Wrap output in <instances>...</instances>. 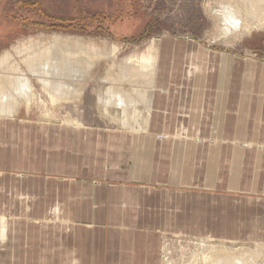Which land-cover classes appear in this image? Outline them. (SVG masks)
<instances>
[{
	"label": "crops",
	"instance_id": "0c3cea01",
	"mask_svg": "<svg viewBox=\"0 0 264 264\" xmlns=\"http://www.w3.org/2000/svg\"><path fill=\"white\" fill-rule=\"evenodd\" d=\"M189 44H159L141 134L0 117V264H162L168 234L264 241V92Z\"/></svg>",
	"mask_w": 264,
	"mask_h": 264
},
{
	"label": "rangeland",
	"instance_id": "374dc122",
	"mask_svg": "<svg viewBox=\"0 0 264 264\" xmlns=\"http://www.w3.org/2000/svg\"><path fill=\"white\" fill-rule=\"evenodd\" d=\"M239 1L241 0H0V59L6 54L11 58L9 63L2 62L0 73L9 64L16 62L23 70L27 69L23 61L27 53H20L21 49H44L54 34L68 35L71 40H79L89 50L97 53L94 56L96 63L94 61L95 65H92L88 79L84 82L82 96L65 103V107L55 109L61 118L60 122L64 124L79 121L86 125L119 127V123L104 117L102 107L97 104L99 89L113 86L128 96L135 95L139 89H145L144 82L148 85L146 82L150 80L146 77V81L144 77L139 78V82L137 78L132 80L126 77L128 74L124 73L123 59L135 52H145L154 39H159L160 44L167 37L178 45H185L184 47L190 43V49H199L203 54L224 55L225 63L229 61L226 66L230 76L239 74L242 77L243 73L245 92L262 93L264 28L256 23L250 24L251 28H248L243 21L232 25L224 19V8L236 6ZM226 28H230V31L225 32ZM114 46V54L99 56L101 51L110 52ZM185 60L189 65L188 57ZM185 64L187 63L184 66ZM175 67L177 72L174 77L178 75V60ZM136 72L140 70L137 68ZM105 75L111 76L110 81L102 80ZM33 81L37 92L50 106V97L46 91H42L44 89L41 83L36 79ZM112 107L110 110L113 113L122 111L117 106ZM34 108L29 114L24 112L21 119L39 122L44 119L43 114H40L44 108L37 105ZM213 168L217 169L215 166ZM257 179L255 182H258ZM253 196L264 198L262 195ZM199 205L197 209H202ZM203 241L210 245H206L208 249L202 246ZM211 246L234 252L244 251L247 256L257 254L258 257L253 259L264 264V241L226 240L192 234L166 235L161 249V262L206 264L203 256L211 252Z\"/></svg>",
	"mask_w": 264,
	"mask_h": 264
},
{
	"label": "bare ground",
	"instance_id": "6f19581e",
	"mask_svg": "<svg viewBox=\"0 0 264 264\" xmlns=\"http://www.w3.org/2000/svg\"><path fill=\"white\" fill-rule=\"evenodd\" d=\"M239 2L236 6L229 5L224 8V19L232 25L234 22L243 21L244 26L248 28H251L250 24L253 23L264 28V0H241ZM228 25L225 26L228 27ZM233 28L231 29L233 30ZM225 30V32H229L230 28ZM158 42L159 39H154L145 52H135L124 58L122 62L125 66H123L124 73L130 74V77L128 75L126 77L132 80L136 78L137 80L139 78L144 79V77L146 80L147 77L150 80L146 82L148 85L142 80L145 89H139L133 96H128L113 86L99 92L98 101L102 107L104 117L119 123L124 129L130 130L132 133L141 134L142 131H147L144 126L150 122L158 70ZM19 52L27 53L23 59L27 69L23 70L22 66L16 62V64H9L6 68L4 67L5 69L0 73V117L21 120L24 112L29 114L37 105L39 108H44L43 113H40L44 117V119H40L41 122L58 121L59 116L55 109L60 108L63 103L81 97L83 94L84 82L88 79L87 76H89L88 73L92 65L96 63L94 56H96L97 51L89 50L79 40L73 41L68 35L65 36L59 33L52 36L44 49L34 48L30 51L29 48H24ZM115 52L116 47L114 46L112 51L106 52L103 50L98 55L107 57L106 54H114ZM10 59L9 55L6 54L2 60L0 59V65ZM137 68L140 72L135 73ZM5 72L6 74H4ZM33 79L41 83V87L44 89L42 91L47 92L50 97L48 98L51 100H49L51 107L37 92ZM110 79L111 76L109 75L102 77L104 81H110ZM138 81L140 82V80ZM112 106H117L122 111L113 113L110 110ZM157 137L165 139L167 135L163 133L157 135ZM1 218L4 219V217H0V232L3 235L6 226L4 225L5 221L3 219L2 221ZM201 244L204 247L210 246L204 241ZM211 247V252L203 256L206 264H259L253 259L255 256L258 257L257 254L247 256L244 251L234 252L225 248Z\"/></svg>",
	"mask_w": 264,
	"mask_h": 264
}]
</instances>
